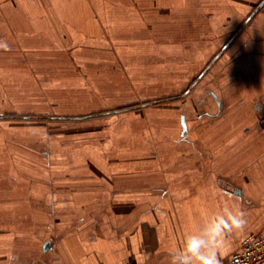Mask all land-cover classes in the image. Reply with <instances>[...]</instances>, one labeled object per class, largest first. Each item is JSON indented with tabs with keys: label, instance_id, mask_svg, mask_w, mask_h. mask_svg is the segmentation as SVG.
Masks as SVG:
<instances>
[{
	"label": "crops",
	"instance_id": "0c3cea01",
	"mask_svg": "<svg viewBox=\"0 0 264 264\" xmlns=\"http://www.w3.org/2000/svg\"><path fill=\"white\" fill-rule=\"evenodd\" d=\"M0 42V264H170L241 209L232 264L264 232V0H0Z\"/></svg>",
	"mask_w": 264,
	"mask_h": 264
},
{
	"label": "clouds",
	"instance_id": "9594fccd",
	"mask_svg": "<svg viewBox=\"0 0 264 264\" xmlns=\"http://www.w3.org/2000/svg\"><path fill=\"white\" fill-rule=\"evenodd\" d=\"M0 48L8 50L7 43L0 42ZM245 216L241 209L235 212L226 209L213 216L202 231L186 236L183 246L170 254V264H220L217 249L226 235L244 229Z\"/></svg>",
	"mask_w": 264,
	"mask_h": 264
},
{
	"label": "built area",
	"instance_id": "2783aa9c",
	"mask_svg": "<svg viewBox=\"0 0 264 264\" xmlns=\"http://www.w3.org/2000/svg\"><path fill=\"white\" fill-rule=\"evenodd\" d=\"M232 264H264V232L245 235L241 247L232 256Z\"/></svg>",
	"mask_w": 264,
	"mask_h": 264
},
{
	"label": "rangeland",
	"instance_id": "374dc122",
	"mask_svg": "<svg viewBox=\"0 0 264 264\" xmlns=\"http://www.w3.org/2000/svg\"><path fill=\"white\" fill-rule=\"evenodd\" d=\"M180 95V94H179ZM182 95V94H181ZM180 95V96H181ZM177 96V94H172V95H166V96H161V97H157V98H154V99H148L145 103H151L150 105H153L152 107H149L150 109L149 110H153L155 109V107L159 108L160 102H169V101H172L174 99V97ZM138 104H130V105H126V106H121L119 108H115L113 109L114 111H121V110H130V109H135V107H137ZM141 106V105H140ZM143 111V109H141V112ZM150 112V111H149ZM15 115V114H14ZM18 115H21V114H18ZM24 117L26 115H21L20 117ZM14 117H18L17 115H15Z\"/></svg>",
	"mask_w": 264,
	"mask_h": 264
}]
</instances>
